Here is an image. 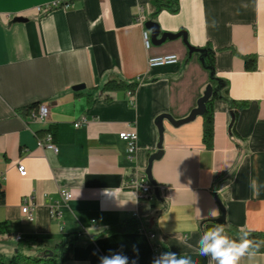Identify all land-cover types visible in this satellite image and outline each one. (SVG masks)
Masks as SVG:
<instances>
[{
	"label": "crops",
	"instance_id": "crops-1",
	"mask_svg": "<svg viewBox=\"0 0 264 264\" xmlns=\"http://www.w3.org/2000/svg\"><path fill=\"white\" fill-rule=\"evenodd\" d=\"M65 1L0 0V223L11 228L0 236V253L11 259L25 245L24 264H52L51 250L71 242L69 258L53 264H100L114 253L129 264H153L157 246L216 264L182 240L195 247L219 223L218 198L231 238L240 239L241 229L264 235V0H181L177 14L163 11L156 19L153 0H77L49 11ZM150 21L159 26V39L183 32L191 48L211 47L222 89L242 107L236 108L235 139L228 132L235 109L215 101L212 149L203 141V115L177 126L163 120V153L151 173L167 190L146 200L130 184L147 176L158 152L157 118H188L210 81L200 53L190 52L182 37L146 50ZM169 54L179 61L149 66L150 58ZM242 56L257 57V69L248 71ZM111 80L141 83L134 95L107 93ZM78 86L84 89L75 91ZM34 105L48 106L46 120L31 119L34 110H26ZM83 120L87 124L76 127ZM130 130L138 136L134 158L119 137ZM48 132L58 153L38 147ZM61 190L73 196L67 204ZM26 205L33 221L22 213ZM211 209L219 216L202 220L201 211ZM132 221L141 223L139 232L108 233ZM17 237L48 240L41 248Z\"/></svg>",
	"mask_w": 264,
	"mask_h": 264
},
{
	"label": "trees",
	"instance_id": "trees-1",
	"mask_svg": "<svg viewBox=\"0 0 264 264\" xmlns=\"http://www.w3.org/2000/svg\"><path fill=\"white\" fill-rule=\"evenodd\" d=\"M75 1L77 0H67L65 2H62L59 7L57 8H50L49 11H53L55 9H62L65 5L71 6ZM180 1L181 0H153L151 2V5L153 7V19H156L157 16L163 12L167 11L171 14H177L180 10ZM180 33V32H179ZM187 47H190L189 44H187ZM195 52L200 53L201 55V61L203 66L206 70L210 73V81L209 86L212 87V97L206 104V110L203 114V141L208 149L213 148L214 143V103L217 100H223L226 101L229 106H231L233 109V113L235 115V121H236V114L238 109L242 107L240 104H236L233 100H230L228 97V89H222L223 83L220 79L216 77L215 69H216V53L214 50H212L211 47L206 48H193ZM242 59L245 63V68L248 71H255L257 69V57L255 56H242ZM139 80L135 81H125V80H111L107 82L103 90L107 93L112 92H126L131 93L132 95L135 94L136 89L140 85ZM108 99V98H106ZM38 107V105H34L31 108L27 109L26 112L30 113L32 110H35ZM238 108V109H236ZM235 122L232 127V136L236 139L235 129H234ZM218 201L221 202L220 198H218ZM222 203V202H221ZM141 223L138 221H132L129 223H125L119 226H114L109 230V234L111 233H128V232H139L141 230ZM11 234V228L8 222L0 223V236L7 235L9 236ZM250 239H256V240H264V235L260 233H253L250 232ZM48 239L43 238H32V239H26V240H20V244H28V243H35L38 247H44L46 246ZM157 247V246H155ZM73 244L70 242L68 244L60 243L57 246H55L51 250V257L47 259V262H50L53 264V262L58 259L62 258L63 261L67 260L69 258V255L72 251ZM261 251L264 252V247L261 248ZM163 253V252H162ZM21 258L22 256L16 254L11 259H7L3 254L0 253V264H21Z\"/></svg>",
	"mask_w": 264,
	"mask_h": 264
},
{
	"label": "clouds",
	"instance_id": "clouds-1",
	"mask_svg": "<svg viewBox=\"0 0 264 264\" xmlns=\"http://www.w3.org/2000/svg\"><path fill=\"white\" fill-rule=\"evenodd\" d=\"M251 186L254 193L258 194L259 186L255 180L252 181ZM208 216L218 217L219 211L211 209L207 215L201 211L202 220L207 219ZM249 237L250 231L241 229L240 239H233L225 230L224 224L217 223L202 233L195 247L188 243V237H184L182 243L200 257L210 256L216 264H264V252L261 251L264 240ZM100 264H129V259L123 254L114 253L102 256ZM132 264H135V261ZM153 264H199V262L192 254L184 253L178 256L169 251L156 257Z\"/></svg>",
	"mask_w": 264,
	"mask_h": 264
},
{
	"label": "built area",
	"instance_id": "built-area-1",
	"mask_svg": "<svg viewBox=\"0 0 264 264\" xmlns=\"http://www.w3.org/2000/svg\"><path fill=\"white\" fill-rule=\"evenodd\" d=\"M61 3H56L51 8H57L60 6ZM67 7H69V5L64 6V8ZM143 38H144L145 48L146 50H149L152 47V44L150 40V34L148 31L144 32ZM179 59L180 58L177 55L169 54L158 57H152L149 59L148 64L150 67L166 66V65L176 64L179 61ZM128 94L132 95L131 93ZM47 116H48V106L39 105L33 111L30 117L31 119L36 121H44L46 120ZM83 124H87V120H83V123L77 124L76 127H79ZM119 137L121 140L125 141L128 144L129 155L131 158H134L137 152L136 143L138 139L136 131L135 130L124 131L120 133ZM37 143H38V147L41 149L52 150L55 153H58L59 151L57 145L54 142V135L51 132H48L43 139H39ZM18 172L21 177L27 176L26 167L22 163L18 165ZM130 185L133 190L139 193L141 199H146V200H153L156 191L159 193V192H165L167 190L165 187L152 185L149 182L148 177L146 175L133 179ZM72 198L73 196L70 192L66 190L60 191V199L61 202H63L64 204H67L70 200H72ZM22 213L27 217L29 221H33V208L31 205L24 206L22 209ZM50 215L52 219H56L59 216V212L55 208H52ZM149 238L153 241L155 239V235L149 234ZM17 240L20 241L21 238L17 237ZM154 250H155V258H156L161 254V252L160 249L155 246H154Z\"/></svg>",
	"mask_w": 264,
	"mask_h": 264
},
{
	"label": "water",
	"instance_id": "water-1",
	"mask_svg": "<svg viewBox=\"0 0 264 264\" xmlns=\"http://www.w3.org/2000/svg\"><path fill=\"white\" fill-rule=\"evenodd\" d=\"M146 29L151 33V36H150V40H151V44L155 47H158V46H161L163 44H165L167 42V40H170V41H173V40H176V39H179V38H183L185 44L187 45V39H186V36H185V33L183 32H180L178 34H169V33H164L162 34L161 38L159 39L160 35H161V31H160V28L159 26L150 21L146 24ZM189 50L190 52H193L194 49L189 47ZM84 87L83 86H78V87H75L74 90L75 91H81L83 90ZM212 92H213V89L211 86H208L203 97L198 101V106L195 110L192 111V113L190 114V116L184 120H181V121H174L172 120L171 118H169V116L167 115H162V116H159L157 118V126L159 128V131H160V134H161V139H160V142L158 144V152L153 155L150 160H149V167H148V170H147V177H148V180L149 182L154 185V186H157V184L152 180V173H151V168H152V164L155 160L159 159L161 156H162V148H163V132H164V129L162 127V123H163V120L167 119L169 120L173 125L177 126V125H180L182 123H187V122H190L192 121L193 119H195L197 116H201L204 114L205 110H206V104L207 102L211 99L212 97ZM231 118H232V121L229 125V134L231 135V131H232V127H233V124L235 122V115L233 112H231ZM218 204H219V207L221 209V212H222V217L218 220L219 223H223L225 221V210H224V207H223V204L218 201ZM52 255V254H50Z\"/></svg>",
	"mask_w": 264,
	"mask_h": 264
},
{
	"label": "rangeland",
	"instance_id": "rangeland-1",
	"mask_svg": "<svg viewBox=\"0 0 264 264\" xmlns=\"http://www.w3.org/2000/svg\"><path fill=\"white\" fill-rule=\"evenodd\" d=\"M27 250V248L25 247V245L21 246L19 249V252L17 253L18 255L22 256L23 253ZM28 252V251H27ZM51 253V252H50ZM25 260L24 258H21V264H24Z\"/></svg>",
	"mask_w": 264,
	"mask_h": 264
}]
</instances>
